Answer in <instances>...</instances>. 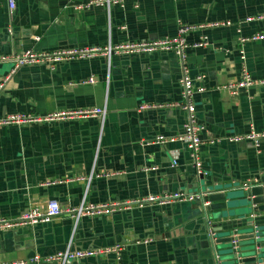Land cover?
<instances>
[{
  "label": "crops",
  "instance_id": "obj_1",
  "mask_svg": "<svg viewBox=\"0 0 264 264\" xmlns=\"http://www.w3.org/2000/svg\"><path fill=\"white\" fill-rule=\"evenodd\" d=\"M87 2L16 0L10 12L1 0L0 55L153 40L176 36L181 26H198L183 36L191 45L186 51L190 74L204 86L194 96L197 120L205 126L202 183L240 189L243 182L264 183V140L225 139L245 134L251 126L264 129V84L255 81L237 93L220 87L237 81L244 70L253 80L264 78V39L240 42L264 32V18H257L264 13V0ZM249 16L253 19L246 20ZM214 22L219 24L209 25ZM202 40L206 43L192 46ZM12 67L11 59L0 62V82L8 76L0 88L1 117L87 107L106 112L103 117L0 125V217L16 219L31 208L45 210L51 199L63 209L48 222L0 230V262L60 264L30 258L120 243L118 253L65 264H226L223 244L215 240L226 229L211 238L209 220L215 230L232 223L242 236L248 231L244 218H264L250 204L218 208L222 201L205 200L204 205L201 199L76 219L72 209L82 204L203 192L185 142H155L159 135L183 132L186 112L167 106L180 99L177 57L170 51L111 53L70 59L54 70L32 64L10 73ZM90 76L96 82L84 83ZM141 104L156 106L141 109ZM151 166L155 168L145 170ZM144 238L151 240L143 243Z\"/></svg>",
  "mask_w": 264,
  "mask_h": 264
},
{
  "label": "built area",
  "instance_id": "obj_2",
  "mask_svg": "<svg viewBox=\"0 0 264 264\" xmlns=\"http://www.w3.org/2000/svg\"><path fill=\"white\" fill-rule=\"evenodd\" d=\"M1 1V0H0ZM5 2L8 10L12 12L16 7V0H2ZM123 0H89L86 5H102L109 6L111 4H121ZM137 6V4H135ZM257 18H264V13L258 15ZM253 19L252 16L246 18V20ZM228 24L227 22H222ZM218 22L211 23L209 25H217ZM198 26L189 25L181 26L178 28L179 34L173 37L165 36L156 38L153 40H128L119 44L100 47V46H81L76 48H56L52 50H43L35 51L33 49H25L19 53H14L11 55H0V62L7 61L9 59L13 62V67L10 70V73H14L19 67L23 65H32V64H44L50 70H54L58 64L65 62L74 58H88L95 55H105L109 57L111 53H121L127 55L134 54H147L154 51H170L175 54L179 64L180 75L178 78V85L180 88V99L174 102L167 104L169 107H178L186 112V120L183 124V132L176 136L165 137L159 135L156 137L155 142L164 144L169 141L172 142L176 139H180L185 142L186 147L189 150V155L191 158V163L195 168L196 173H201L203 171L202 165L203 161L200 156V148L203 143L201 134L205 129L204 124L197 120L196 117V108L194 102V96L196 93L204 91V86L202 84H197L196 80L190 74V67L187 62L186 51L191 46L189 45L183 33L190 29ZM9 33L12 32L11 28H8ZM38 38V37H36ZM260 40L264 39V32L256 33L251 36H245L240 39L241 46L245 42L251 40ZM206 41H201L195 43L192 46H197L205 44ZM243 52V49H241ZM8 76L0 82V88L3 86V82L7 79ZM202 76H199L201 78ZM264 84V78L259 80H253L249 73L245 70L242 72L241 77L237 81L227 82L221 85V88L228 90L231 93H237L243 88H247L253 83ZM96 82L95 76H90L84 83H94ZM155 107L153 104H141L139 107L141 109ZM105 108L98 107H87L79 108L74 110H53L48 112L44 116H37L32 114H11L8 116H0V125H6L9 123H27L32 121H46V120H60V119H69V118H86L89 116H101L105 115ZM227 141L236 142L241 140H250L257 144L260 140H264V129L257 130L251 126L250 130L245 134H233L228 135L225 138ZM213 142V141H212ZM175 160H173V165H175ZM155 166L146 167L145 170L154 169ZM115 172H109L107 174H114ZM256 185L264 186V183H259L258 181H247L241 184V188L246 190ZM204 192H195L189 193L187 191H178L173 193H164V194H150L144 197L137 198H128L125 200H117L110 202H103L99 204H90V205H80L77 208L72 209L75 213V218L77 219L80 215H93V214H110L117 210H127L132 208H143L146 206H166L171 205L176 202L181 201H198L203 200ZM206 205V201L204 203ZM63 212V209L60 207L59 202L55 199H51L45 210H40L39 208H31L24 214H21L16 219H8L0 217V230L10 229L22 225H33L39 222H48L54 216ZM209 236L214 238L215 229L211 225L209 220ZM151 239L144 238L143 243L149 242ZM123 247V244H115L113 246H104L98 248H87V249H76L70 250L69 248L57 252L55 254H50L46 256L34 255L30 258L31 262H39L41 260L50 262L56 261L60 264H65L68 260H76L84 257L91 256H100L109 254L111 252L118 253ZM218 258L219 255L217 254ZM0 264H26V260H12L0 262Z\"/></svg>",
  "mask_w": 264,
  "mask_h": 264
},
{
  "label": "water",
  "instance_id": "obj_3",
  "mask_svg": "<svg viewBox=\"0 0 264 264\" xmlns=\"http://www.w3.org/2000/svg\"><path fill=\"white\" fill-rule=\"evenodd\" d=\"M204 178V171L196 174V179L201 182L200 189L205 193L203 196L204 201H222L223 205L218 208L226 206H232L233 208V206L236 207L238 205L243 206L241 208H247V205L250 204L253 206V212L264 214V186L256 185L246 190L235 188L236 186H233V188L230 186L217 188L216 186L220 183L213 182L211 186L208 187L202 183ZM198 202H200V200H198ZM256 205H261V207L255 208ZM244 213H246V210L242 211L241 214ZM218 216H221V214ZM242 224L248 229L242 236H238V229L235 227L233 228L232 223L223 226V228L220 226L215 230L219 232L222 229H226L222 237L215 239L219 244H223V263L264 264V218L259 221H255L252 217L244 218Z\"/></svg>",
  "mask_w": 264,
  "mask_h": 264
}]
</instances>
